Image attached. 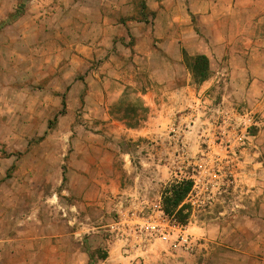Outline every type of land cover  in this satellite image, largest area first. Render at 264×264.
I'll return each mask as SVG.
<instances>
[{
	"label": "rangeland",
	"instance_id": "obj_1",
	"mask_svg": "<svg viewBox=\"0 0 264 264\" xmlns=\"http://www.w3.org/2000/svg\"><path fill=\"white\" fill-rule=\"evenodd\" d=\"M148 1L0 0V14L7 13L0 20V235L4 214L21 198L34 196L51 210L54 205L76 203L64 192L70 183L67 176L78 169L76 151L84 140H100L117 153L114 167L125 191L105 209V233L126 236V230L114 229L112 223L144 218L167 223L171 240H176L178 225L186 229L198 223L196 233L186 229L193 239L190 247L179 248L189 253L187 264H264V151L259 152L256 141V100L244 96L238 86L215 82L202 93L200 103L175 116L181 127L173 126L167 133L171 147L166 163L133 162L127 170L119 153H135L137 144L144 147L142 140L132 141L127 129L143 125L148 117L143 95L157 84L136 56L151 43L158 46L162 35L157 26L165 28L181 11L193 34L205 38L211 61L218 64L231 57L218 50L225 44L264 42V13L255 19L238 14L219 33L194 11L190 22V0H152L156 11ZM115 6L128 15L109 20L110 30L101 15ZM166 7L161 18L158 12ZM80 9L88 13L82 15ZM96 43L113 47L102 57L89 58L87 49ZM193 60L187 56L185 61L188 65ZM219 67H210V77ZM240 136H246L244 141ZM174 154L185 157L171 159ZM181 180L194 182L176 207L189 213L184 224L164 212L163 199L171 184ZM135 185H140L136 200L147 202L145 209L132 207ZM28 205L25 201L24 208ZM105 253V248L94 249L90 264Z\"/></svg>",
	"mask_w": 264,
	"mask_h": 264
},
{
	"label": "crops",
	"instance_id": "obj_2",
	"mask_svg": "<svg viewBox=\"0 0 264 264\" xmlns=\"http://www.w3.org/2000/svg\"><path fill=\"white\" fill-rule=\"evenodd\" d=\"M46 1L54 2L55 0ZM190 2L192 4L190 22L193 15L191 11H194V14L200 16L201 21L210 20L213 29L219 33L220 27L229 24L230 20L236 18L238 14L243 15L244 18L255 19L264 13V0H190ZM198 2L206 3L207 6L200 7ZM147 4L156 11L152 0H149ZM75 7L79 8V1L76 2ZM168 9V7L165 10L160 8L158 13L161 18ZM80 11L82 15L88 13L82 9ZM107 12L101 15V22L110 30L113 24L109 23V20L116 16L119 18L128 15L120 12L118 6L112 7L110 12ZM178 13L171 18L169 25L165 28L157 26V33L162 35L158 46L155 48L151 43L145 50H138L139 54L136 56V62L141 63L143 68H147L151 82L157 85H153L143 95L145 108L148 111L147 120L139 127L127 129L133 137L132 141L142 140L143 149L139 144L136 145L139 148L135 150L137 157L131 151L119 150L125 161L123 168L127 170L131 169L128 164L132 165L133 162L166 163L168 160L166 154L171 147V141L167 140V133L173 126L181 127L175 116L181 114L187 106L195 107L202 101V93L213 83L221 81L231 86H238L244 96L256 100L253 109L258 113L259 120L256 141L259 152L264 151V42L225 44L218 50L223 55L230 54L231 57L214 64L208 54L212 52L205 38L201 39L198 34L195 36L188 26L189 19L184 18L181 11ZM99 14L103 13L99 11ZM5 18L7 13H1L0 20ZM20 22V20L17 21L14 24L15 27L20 25ZM257 30L263 33L262 27ZM151 32L152 28H149L147 36H150ZM136 35L139 33L137 32ZM110 47H113V44L104 46L102 43H96L95 47L87 49L90 51L88 57L92 59L102 57L104 53L108 54ZM237 51L240 54H237ZM201 54L209 58L212 69L221 67V69L218 68L214 77L209 76L203 81V85L197 84L185 61L187 55L195 57ZM185 71L188 72L187 77L181 78L182 72ZM81 145V149L76 151V157L80 159L78 169L71 171V174L67 176L70 183L68 189L64 191L77 202L61 206L54 205L51 210L48 204L39 202L38 199H34V196L28 199L21 198L19 203L14 204V208L4 214L6 223L0 235V264H90L93 261V250L99 247L105 248V257L96 256L94 264H187L185 259L188 258L189 253L179 249L180 247H172L170 243H164L159 239L151 241L144 234L131 235V232H128L126 236L120 233L116 236L104 232L105 209L111 208L115 202L119 201L117 200L119 195L125 193L121 176L114 167L117 162V153H114L105 141L87 139L82 141ZM145 150L148 152L142 154ZM170 157L179 159L184 158L185 155L174 154ZM140 177L139 174L134 175L135 179ZM147 179L150 182L151 176ZM261 185L264 186V182ZM139 187L140 185H135L132 188L135 196L132 207L145 209L144 205L147 202L136 200ZM56 200V198L51 199L50 203L53 204ZM25 201L29 204L26 208H24ZM119 205L115 204V209H119ZM196 225L201 226L198 223ZM195 226L187 225L186 229L194 234L197 232ZM125 246L127 249H123Z\"/></svg>",
	"mask_w": 264,
	"mask_h": 264
},
{
	"label": "trees",
	"instance_id": "obj_3",
	"mask_svg": "<svg viewBox=\"0 0 264 264\" xmlns=\"http://www.w3.org/2000/svg\"><path fill=\"white\" fill-rule=\"evenodd\" d=\"M187 56H185V60ZM188 67L199 83H202L210 76V60L206 55L201 54L195 56L193 62H189ZM64 111L65 104L61 113H64ZM193 185L194 182L192 180L175 181V183L171 184L170 188L163 193L164 212L168 215H175L178 221L183 224L187 222L189 213H186L183 207L178 210L176 207L191 191Z\"/></svg>",
	"mask_w": 264,
	"mask_h": 264
},
{
	"label": "built area",
	"instance_id": "obj_4",
	"mask_svg": "<svg viewBox=\"0 0 264 264\" xmlns=\"http://www.w3.org/2000/svg\"><path fill=\"white\" fill-rule=\"evenodd\" d=\"M249 122L253 120V117H249ZM246 136H240V141H244ZM159 213H163V211L160 210ZM154 218V217H152ZM150 218V219H152ZM133 219L128 220L125 222H116L112 225L114 229L120 228L126 230L127 234L128 232H131L132 234H144L146 235L147 239L153 241L155 239H159L164 243H170L172 247L178 248V247H190V245L193 242L192 236L186 233V229L183 226H179V233L177 234L176 240H171V235L167 231V223H158L157 221L151 222L149 219ZM127 225V226H126Z\"/></svg>",
	"mask_w": 264,
	"mask_h": 264
}]
</instances>
